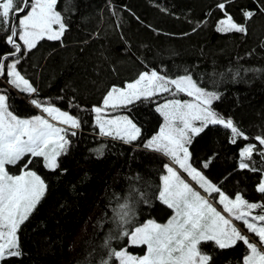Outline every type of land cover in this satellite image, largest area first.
Wrapping results in <instances>:
<instances>
[{
    "label": "trees",
    "instance_id": "trees-1",
    "mask_svg": "<svg viewBox=\"0 0 264 264\" xmlns=\"http://www.w3.org/2000/svg\"><path fill=\"white\" fill-rule=\"evenodd\" d=\"M66 3H58L68 24L62 42L41 41L18 67L38 88L39 98L79 116L83 123L70 137L67 154L60 157V170L49 171L39 160L30 165L46 181L47 192L19 229L23 255L5 264H98L100 245L115 227L113 210L130 188L148 201L135 204L138 224L149 219L165 223L172 216L173 210L157 198L168 161L142 147L163 122L156 105L172 97L165 94L154 102H137L130 112L112 113L128 114L141 128L142 139L129 145L97 135L94 126L91 108L101 104L110 86H123L151 68L170 76L187 70L201 86L221 93L213 105L219 113L231 117L250 138L264 134V14L254 0H234L227 6L241 24L242 9L256 10L247 21V35L215 31L222 18L217 0H71L65 11ZM9 50L0 35V54ZM0 86L7 88L10 110L16 115L38 113L27 101L28 94L11 88L3 78ZM70 101L80 107H69ZM229 136L221 126H210L197 136L189 146L194 166L230 196L241 192L250 202H264V195L256 191L259 174L238 169L239 149L255 141L233 145ZM101 144L107 147L97 157L94 149ZM213 157L203 169L202 163ZM20 167L10 166L9 171L18 174ZM129 250L142 255L145 248ZM205 251L213 254L214 264H242L245 247L241 243L213 251L209 243Z\"/></svg>",
    "mask_w": 264,
    "mask_h": 264
},
{
    "label": "snow or ice",
    "instance_id": "snow-or-ice-1",
    "mask_svg": "<svg viewBox=\"0 0 264 264\" xmlns=\"http://www.w3.org/2000/svg\"><path fill=\"white\" fill-rule=\"evenodd\" d=\"M59 2L0 0V35L10 46L8 52L0 54V78L11 88L33 97L29 103L42 113L30 118L14 114L7 88L0 86V264L23 255L19 229L47 192L46 181L30 165L39 160L49 171L60 170V157L67 154L70 137L77 135L83 123L79 116L39 98L38 88L18 67L41 41L62 42L68 24L64 12L58 10ZM70 2L67 0L65 11ZM254 2L264 14V0ZM232 3L234 0H217L215 7L222 18L215 31L247 35V21L256 15V10L242 9L245 23L241 24L227 11ZM112 14L115 16L116 12ZM198 27L199 23L193 32ZM165 94L172 98H165L155 108L163 122L156 134L143 141L142 147L168 161L163 164L165 174L160 177L157 198L173 210V215L164 224L153 219L138 224L135 204L148 201L138 189L130 188L124 202L113 210L111 222L115 227L100 245L98 264H214L213 254L205 251L209 243L213 251L242 243V264H264V202H250L241 192L227 194L194 166L189 151L193 140L210 126L228 130L229 143L233 145L238 140L255 141L239 149L238 169L258 173L256 191L264 195V134L250 138L231 117L219 113L213 105L220 100L221 93L201 86L187 70L183 75L170 76L164 70L147 69L123 86H110L101 104L91 108L98 134L129 145L141 140L142 130L129 115L112 113L120 109L130 112V106L137 102H154V98ZM178 94L190 99L176 98ZM69 107L80 106L70 101ZM106 147L101 144L94 149L97 157L103 156ZM254 156H259V162ZM211 159L214 157L201 167L207 169ZM18 165L19 174H11L9 167ZM256 209L259 212L253 214ZM114 241L120 246H114ZM133 247H144L145 251L142 255L134 254L129 250Z\"/></svg>",
    "mask_w": 264,
    "mask_h": 264
},
{
    "label": "rangeland",
    "instance_id": "rangeland-1",
    "mask_svg": "<svg viewBox=\"0 0 264 264\" xmlns=\"http://www.w3.org/2000/svg\"><path fill=\"white\" fill-rule=\"evenodd\" d=\"M183 96H180V94H178V96L176 97V98H179V99H190L189 97H187L186 95H184V94H182ZM32 97L31 96H28L27 97V101L29 102L30 101V99H31ZM171 99V98H170ZM164 101V100H163ZM162 101V102H163ZM162 102H160V103H162ZM15 114V113H14ZM39 114H42L41 112L39 113ZM38 113L37 114H35V115H39ZM121 114H123V113H115V114H112V115H121ZM128 115V114H127ZM34 116V115H33ZM30 117H32V116H29V117H21V118H30ZM97 135H99V134H97ZM100 136V135H99ZM33 170V169H32ZM35 171V170H34ZM11 173V172H10ZM11 174H14V173H11ZM19 174V173H18ZM38 174V173H37ZM39 175V174H38ZM186 175V174H185ZM193 184H194V182H193ZM257 212H259V209H256V210H254V212H253V214H256ZM171 218V217H170ZM169 218V219H170ZM168 221V220H167ZM167 221L165 222V223H167ZM158 223V222H157ZM237 223V225L238 226H241L240 225V223L239 222H236ZM161 224H164V223H161ZM242 227V226H241ZM244 231H246V229H244Z\"/></svg>",
    "mask_w": 264,
    "mask_h": 264
},
{
    "label": "crops",
    "instance_id": "crops-1",
    "mask_svg": "<svg viewBox=\"0 0 264 264\" xmlns=\"http://www.w3.org/2000/svg\"><path fill=\"white\" fill-rule=\"evenodd\" d=\"M173 215V214H172Z\"/></svg>",
    "mask_w": 264,
    "mask_h": 264
}]
</instances>
